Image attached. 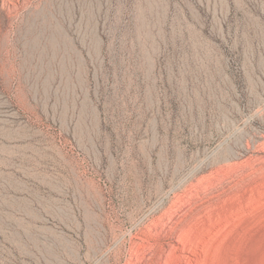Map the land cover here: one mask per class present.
I'll return each mask as SVG.
<instances>
[{
	"label": "rangeland",
	"instance_id": "1",
	"mask_svg": "<svg viewBox=\"0 0 264 264\" xmlns=\"http://www.w3.org/2000/svg\"><path fill=\"white\" fill-rule=\"evenodd\" d=\"M0 264H264V0H0Z\"/></svg>",
	"mask_w": 264,
	"mask_h": 264
}]
</instances>
